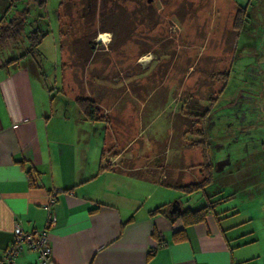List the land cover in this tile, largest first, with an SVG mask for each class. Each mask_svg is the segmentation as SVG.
<instances>
[{
	"label": "crops",
	"instance_id": "1",
	"mask_svg": "<svg viewBox=\"0 0 264 264\" xmlns=\"http://www.w3.org/2000/svg\"><path fill=\"white\" fill-rule=\"evenodd\" d=\"M223 30L215 37L222 44ZM110 43H103L104 64L92 59L85 64L104 68L86 71L84 84L79 77L81 88L74 82L72 96L62 69L60 90L56 96L48 90L45 99L32 85V73H39L30 68L29 57L0 67V259L16 223L24 231L42 229L49 217L54 224L48 228L45 264H264V151L254 147L246 159L227 160L225 139L210 143L209 133L200 150L194 148L193 133L184 129L194 119L208 123L209 110L189 109V115L176 110L179 104L193 106V98L202 100L208 79L194 89L191 76L182 80L171 67L161 70V59L150 58L148 49L132 47L123 58L125 44ZM234 59L227 79L214 84L218 96ZM109 66L123 67L125 74H108ZM183 84L188 88L181 90ZM183 91L188 100L175 99ZM76 97L91 100L100 120H86ZM202 163L212 166L213 182L239 190L240 198L222 197L203 222L187 226L153 213L198 195L184 196L178 188L198 182L195 168ZM167 190L182 196L168 199ZM50 196L55 205L48 206ZM205 204L199 195L187 208ZM16 264L41 263L37 251L23 245Z\"/></svg>",
	"mask_w": 264,
	"mask_h": 264
},
{
	"label": "rangeland",
	"instance_id": "2",
	"mask_svg": "<svg viewBox=\"0 0 264 264\" xmlns=\"http://www.w3.org/2000/svg\"><path fill=\"white\" fill-rule=\"evenodd\" d=\"M9 3V0H0V19L4 16V22L12 18L21 20V3L13 4L6 14ZM238 8H246L247 17L243 26L235 30L231 22ZM33 14L41 16L38 24L42 29L46 24L49 26L43 29L46 35L34 52L33 59L37 63L30 58L27 61L32 71L39 73H32V85L42 91L45 99L48 90L54 96L60 90L61 69L68 74L66 91L72 96L74 82L81 88L79 77L84 84L86 71L94 74L104 68L99 63L92 68L85 64L91 59L104 64L101 57L108 51L104 50L103 43L107 45L111 39L109 46L113 48L119 42L125 44L121 48L123 58L124 52H132V47H137L138 52L148 49L150 58L161 59L158 62L161 70L171 67L179 75L182 73V80L191 76L194 89L208 79V91L202 94V100L193 98L190 102L193 106L184 109L179 104L176 110L180 115H189V109L193 111L191 114H204L209 110L208 123L196 124L194 119L184 129L187 134L193 133L190 141L194 148L200 150V140L206 139L209 132L213 138L210 143L225 139L223 150L227 160L232 156L246 159L254 147L264 151V0L250 3L249 0H45L42 8L31 11L23 34L15 42L10 37L0 43V62L25 50V35L35 25ZM223 28L224 44L222 40L221 43L215 40ZM99 32L104 33L101 40ZM205 38L209 40L203 50L200 46ZM232 59L226 88L218 96L213 90L214 84L227 79ZM220 67L224 68L225 76ZM244 67L247 72H243ZM119 68L117 71L115 66H109L107 72L115 77L124 75L123 67ZM182 86L181 90L188 88L186 84ZM187 91L178 93L175 99L187 101ZM195 94L200 96L199 91ZM83 129L89 131V128ZM166 132L169 133L167 129ZM252 135L256 136L255 140ZM203 163L195 168L199 173L198 182L206 172ZM167 191L168 199L182 196L178 191ZM204 193L215 209L217 199L230 194L238 199L241 196L239 190L218 182L208 185ZM199 195L191 200L182 198L181 208L191 206Z\"/></svg>",
	"mask_w": 264,
	"mask_h": 264
},
{
	"label": "trees",
	"instance_id": "3",
	"mask_svg": "<svg viewBox=\"0 0 264 264\" xmlns=\"http://www.w3.org/2000/svg\"><path fill=\"white\" fill-rule=\"evenodd\" d=\"M10 3L7 6V9L5 10L6 14L9 12L10 8L13 4L16 2L21 3L22 8L20 15L21 20H16L14 18L8 20L7 22H4L5 17L3 16L0 19V43H3L6 39L13 38L14 42L18 37H20L23 34L26 20L31 15V11L34 9H40L44 6L45 0H9ZM251 0H249V3ZM14 6V5H13ZM34 18L32 22H35V25L31 30H29L25 35L26 40V48L25 50L18 56L8 58L0 63V67H5L7 65L13 64L18 62L20 59H23L24 57H29L31 60H34V52L38 48V46L41 43L42 38L46 35L45 31L49 26L46 24L43 29L40 27V15L33 14ZM247 14H246V8H238L233 21H232V28L235 30H239L243 26V22L246 20ZM14 19V20H13ZM35 61V60H34ZM36 62V61H35ZM37 63V62H36ZM74 103L84 116V118L90 122L98 121L100 120L99 112L96 107V105L89 99L86 98H77L74 100ZM209 133V132H208ZM208 143V142H207ZM203 160L206 158L205 152H202ZM209 168V169H208ZM101 169V167H100ZM30 171V169H29ZM206 172L203 173V177L199 182L189 183L184 186H180L178 189L183 193L184 196H190L192 194H200L203 196L206 204L203 207H200L198 209L192 210L190 208L183 209L181 208L180 204L181 202L179 200H175L174 203L178 206L179 211L170 213V208L172 203L170 204H163L158 207H156L153 210V213H163L167 215L170 219L173 218H179L182 225L187 226L190 224H196L203 222L207 215L209 213H212V209L214 208V204L211 203L208 200V196L205 195L204 190L208 185H211L213 183V173H212V166L209 164L206 169ZM32 185V183H31ZM219 200H222V197L217 199L216 204ZM216 214V213H214ZM151 254V252H150Z\"/></svg>",
	"mask_w": 264,
	"mask_h": 264
},
{
	"label": "built area",
	"instance_id": "4",
	"mask_svg": "<svg viewBox=\"0 0 264 264\" xmlns=\"http://www.w3.org/2000/svg\"><path fill=\"white\" fill-rule=\"evenodd\" d=\"M55 205L53 196H50L48 206ZM54 223L48 217L45 227L24 231L19 223L13 227L11 241L5 248L4 256L0 259V264H16L22 246L37 251L38 263L45 264L50 257V243L48 240V228ZM157 246H161L160 243Z\"/></svg>",
	"mask_w": 264,
	"mask_h": 264
},
{
	"label": "water",
	"instance_id": "5",
	"mask_svg": "<svg viewBox=\"0 0 264 264\" xmlns=\"http://www.w3.org/2000/svg\"><path fill=\"white\" fill-rule=\"evenodd\" d=\"M179 211V208L178 206L175 204V203H172L171 205V208H170V213H173V212H178Z\"/></svg>",
	"mask_w": 264,
	"mask_h": 264
},
{
	"label": "bare ground",
	"instance_id": "6",
	"mask_svg": "<svg viewBox=\"0 0 264 264\" xmlns=\"http://www.w3.org/2000/svg\"><path fill=\"white\" fill-rule=\"evenodd\" d=\"M104 37V33L103 34H99V39L101 40Z\"/></svg>",
	"mask_w": 264,
	"mask_h": 264
}]
</instances>
